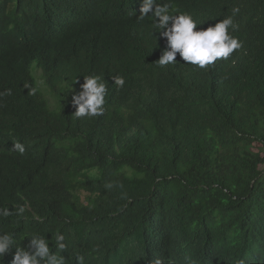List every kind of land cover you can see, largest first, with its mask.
Masks as SVG:
<instances>
[{
	"label": "trees",
	"instance_id": "trees-1",
	"mask_svg": "<svg viewBox=\"0 0 264 264\" xmlns=\"http://www.w3.org/2000/svg\"><path fill=\"white\" fill-rule=\"evenodd\" d=\"M164 2L197 30L239 8L229 32L243 47L161 68L143 0H0V208H26L0 215V232L53 252L63 234L69 264H264V0ZM86 75L108 84L103 116H74Z\"/></svg>",
	"mask_w": 264,
	"mask_h": 264
},
{
	"label": "clouds",
	"instance_id": "clouds-1",
	"mask_svg": "<svg viewBox=\"0 0 264 264\" xmlns=\"http://www.w3.org/2000/svg\"><path fill=\"white\" fill-rule=\"evenodd\" d=\"M140 15L136 17L137 22L150 18L154 21V26L164 38L166 45L161 52L159 60L156 62L158 67L164 68L169 65L179 64L176 56L179 54L181 60L188 65L206 69L214 65L218 60H227L234 52L243 47L238 37L230 34L237 29L233 17L238 14L239 8L232 9V16L223 18L214 25L207 28L198 23L197 20L188 12H179L173 10L170 2L164 0H143L140 7ZM151 13V16L148 14ZM114 86L123 88L125 78L117 75L113 76ZM83 83L79 91H74L71 104L75 108L74 116L83 117H100L105 112V97L108 93V84L97 75H86L83 77ZM24 88L28 89V95H35L37 89L31 84L25 83ZM11 89L0 92V97L11 95ZM12 150L23 155L26 151L24 144L17 141L13 143ZM111 187V185H108ZM14 210L10 211L9 207L0 208V215L9 217L14 213L23 215L26 211L24 205L13 206ZM28 245L22 246L21 242L15 238V233L0 232V257L8 254L13 248L15 249L12 264H69L61 253L67 248L64 243L65 236L56 234L55 244L53 247L56 252L51 251L49 240L40 234H33ZM76 264H84V257L76 256ZM151 264H167L161 257L152 259Z\"/></svg>",
	"mask_w": 264,
	"mask_h": 264
},
{
	"label": "rangeland",
	"instance_id": "rangeland-1",
	"mask_svg": "<svg viewBox=\"0 0 264 264\" xmlns=\"http://www.w3.org/2000/svg\"><path fill=\"white\" fill-rule=\"evenodd\" d=\"M32 74H33V76L35 77V79H36V82H37V84H38V86H39V88H40V90L42 91V93L44 94V96L46 97V99H47V101L49 102V105L52 107V108H54L55 107V103H54V101H53V98H52V96H51V94H49V92H48V89L45 87V85H44V82H43V80H42V72H41V70H39V69H37V68H33L32 69ZM258 148H260V146L258 145L257 146ZM97 175H95V177H96ZM86 194H82V199H83V201H82V203H87V201H85L86 200Z\"/></svg>",
	"mask_w": 264,
	"mask_h": 264
}]
</instances>
